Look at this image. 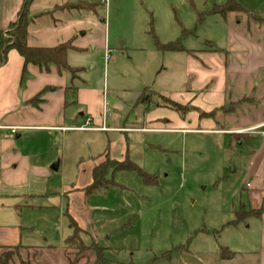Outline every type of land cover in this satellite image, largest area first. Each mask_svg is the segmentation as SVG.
Instances as JSON below:
<instances>
[{
  "label": "rangeland",
  "instance_id": "1",
  "mask_svg": "<svg viewBox=\"0 0 264 264\" xmlns=\"http://www.w3.org/2000/svg\"><path fill=\"white\" fill-rule=\"evenodd\" d=\"M96 1L75 2L95 4V10L63 9L68 10L63 13L64 26L76 30L77 49L69 51L68 63L80 69L75 78L63 72L69 77L68 100L77 102L79 91H92L89 97L95 100L91 113L88 98L82 106L70 108L75 116L102 117L110 126L118 121L138 131L87 129L94 125L69 131L68 140L56 147L60 156L54 164L61 167L52 172L49 186L52 192L60 191L68 207L39 198L29 202L33 210H23L24 223L35 226L37 242L51 238L49 245L57 246L73 234L70 212L81 228L82 242L103 248L107 264H215L212 254L231 238L225 225L233 177L226 180L224 173L231 172L230 161L241 157L226 153L230 136L202 131L205 121L220 122L218 116L200 111L193 119L199 110L191 108L195 76L190 73V55L206 47L204 42L226 48L231 21L244 16L224 18L214 12L216 5L229 0H109L108 5ZM237 2L251 11L264 10V0ZM177 43L185 50L166 48ZM168 101L184 109H171ZM69 125L79 126L72 121ZM125 157L157 176L159 184L146 185L136 171L111 169L107 176L113 184L85 196L93 167L108 158ZM40 243L32 250L0 247V255L18 249L22 260L30 258L36 264H97L94 249L81 258L65 241L64 248L50 255ZM13 264H20L19 259Z\"/></svg>",
  "mask_w": 264,
  "mask_h": 264
},
{
  "label": "crops",
  "instance_id": "2",
  "mask_svg": "<svg viewBox=\"0 0 264 264\" xmlns=\"http://www.w3.org/2000/svg\"><path fill=\"white\" fill-rule=\"evenodd\" d=\"M70 1L76 4L79 0H31L30 47L51 48L76 39V30L65 27L62 20L68 10L59 8ZM25 2L0 0V30L6 31L18 21ZM96 2L109 4V0ZM244 8L254 18L244 16L231 21L226 48L204 42L206 47L195 48L190 55V73L195 76L190 90L191 108L199 110L193 119L199 117L200 111L214 118L218 116L220 128L209 120L202 131L230 136L232 141L226 153L231 151L241 157L230 161L231 172L224 173L226 180L233 177V189L228 198L232 204L229 221L225 225L231 238L221 247L228 248L234 256L219 259L215 264H264V10ZM57 12L61 15L56 16ZM68 81L67 74L59 73L52 65L47 68L25 65L16 50L9 52L7 63L0 68V247L38 248L35 243L40 242L34 239L36 228L25 224L23 218L25 208H35L29 202L46 198L59 207H68V200L64 201L60 191L52 192L49 186L54 163L60 156L56 147L68 140L69 131H83L91 125L94 127L87 129L138 131L118 121L110 126L102 117L95 119L84 113L75 116L71 106L76 103L82 106L89 102L85 101L88 98L91 113L95 100L89 97L92 91H79V100L69 101ZM228 105L231 109H225ZM147 118L151 120L150 115ZM71 121L79 126H70ZM57 167V170L61 167L59 162ZM238 212L254 214L233 224ZM68 215L73 218L70 212ZM50 239H43L44 246L41 243L38 246L49 250L50 255L58 247L64 248L66 238H61L57 246L49 245Z\"/></svg>",
  "mask_w": 264,
  "mask_h": 264
},
{
  "label": "trees",
  "instance_id": "3",
  "mask_svg": "<svg viewBox=\"0 0 264 264\" xmlns=\"http://www.w3.org/2000/svg\"><path fill=\"white\" fill-rule=\"evenodd\" d=\"M30 4L31 0H26L24 7L19 15L18 21L16 23L11 24L8 30H0V68L7 63L9 52L11 50H16L23 58L25 65L32 64L40 68H47L52 65L57 68L59 73L69 72L74 78L77 77V74L80 72V69L72 68L68 63L69 51H71L72 49H77L74 46L75 39H71L68 42L51 48L30 47L28 45V28L31 23V18L29 17ZM59 8L62 10H95L96 5L80 2L78 4L68 3ZM214 12L224 18H227L231 14H240L242 16H246L247 18H254V15L250 11L246 10L240 3H238L237 0H229L226 5H216ZM166 48L172 51L185 50V48L180 46L178 43L175 45L171 44ZM74 91L76 93V89H74ZM168 105L171 109L177 111H181L182 109H184L183 106L178 105L173 101H168ZM111 169L136 171L142 177L143 182L146 185L154 186L159 184L157 176L150 175L144 172L139 166L130 161L128 157L124 161H115L108 158L107 160H105L104 163H101L100 165L93 168V181L91 185H89L85 189L86 196L102 192L109 188L111 184H113L107 176L109 170ZM250 214H254V212L236 213V218L233 221V224H239L243 222ZM70 219V224L74 231L73 234L66 240V247L74 252H80L79 256L81 258H86V254L88 253V251L94 249L97 252V264H107L108 261L104 257L103 248H100L97 245H93L90 247L85 245L79 237V232L81 228L78 226V223L73 218ZM94 246H96V248ZM178 250L185 252L187 251V247H179ZM233 256L234 253L232 251H230L228 248L221 247L219 255H212L211 259H213L214 262H217L219 259L227 260L233 258ZM16 258L19 259L20 264H36L32 262L30 258L25 261L22 260L18 249L16 252L12 250L4 251L0 255V264L16 263Z\"/></svg>",
  "mask_w": 264,
  "mask_h": 264
},
{
  "label": "built area",
  "instance_id": "4",
  "mask_svg": "<svg viewBox=\"0 0 264 264\" xmlns=\"http://www.w3.org/2000/svg\"><path fill=\"white\" fill-rule=\"evenodd\" d=\"M98 1L101 2V3H105L107 0H98ZM13 130H14V132L16 131L15 128H13Z\"/></svg>",
  "mask_w": 264,
  "mask_h": 264
},
{
  "label": "water",
  "instance_id": "5",
  "mask_svg": "<svg viewBox=\"0 0 264 264\" xmlns=\"http://www.w3.org/2000/svg\"><path fill=\"white\" fill-rule=\"evenodd\" d=\"M57 168H58V167H57V164H56L55 167H53V169L57 170Z\"/></svg>",
  "mask_w": 264,
  "mask_h": 264
},
{
  "label": "flooded vegetation",
  "instance_id": "6",
  "mask_svg": "<svg viewBox=\"0 0 264 264\" xmlns=\"http://www.w3.org/2000/svg\"><path fill=\"white\" fill-rule=\"evenodd\" d=\"M99 165H100V164H99ZM96 166H98V165H96ZM96 166H95V167H96Z\"/></svg>",
  "mask_w": 264,
  "mask_h": 264
}]
</instances>
